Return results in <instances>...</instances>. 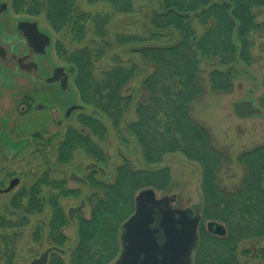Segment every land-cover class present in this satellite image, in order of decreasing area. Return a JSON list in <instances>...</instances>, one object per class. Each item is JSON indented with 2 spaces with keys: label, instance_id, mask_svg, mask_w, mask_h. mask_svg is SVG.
Instances as JSON below:
<instances>
[{
  "label": "trees",
  "instance_id": "16d2710c",
  "mask_svg": "<svg viewBox=\"0 0 264 264\" xmlns=\"http://www.w3.org/2000/svg\"><path fill=\"white\" fill-rule=\"evenodd\" d=\"M87 1L106 9L85 13L76 0H11L15 12L45 14L54 29L66 31L73 43L85 41L87 25L92 29L91 41L66 56L76 66V90L91 113L77 117L80 128L71 127L55 153L61 161L66 154L70 162L77 152L83 153L103 166L107 157L102 150L98 153V144L106 137V125L117 131L123 126L125 135L141 147L147 166L165 153L181 152L201 169L202 219L219 222L213 233L200 225L194 264H242L239 255L250 253L240 250L242 242L264 238V143L231 157V152L214 147L209 131L191 117V108L207 92L231 93L235 82L247 79L248 67L258 62L254 39L264 33V19L258 20L264 0ZM55 49L63 52L59 44ZM106 58L107 67L96 66ZM135 80V92L128 93ZM131 109L134 120L127 118ZM231 158L242 172L239 183L228 189L219 175ZM167 174L162 168L137 169L125 160L116 167L111 183L103 182L99 192L93 186L86 195L90 215L79 217L75 224L77 240L69 263L114 260L120 225L133 211L135 191L154 186L159 178L166 180ZM35 191L24 185L12 199L13 208L6 209V217L18 222L0 217V264H16L19 234L13 231L28 224ZM76 193L70 190L65 196ZM58 196H45L46 202L56 205L50 231L67 223L57 209ZM44 211L39 208L40 214ZM41 238V232L32 233L34 242ZM67 243L68 239L50 242ZM54 256L49 264H64ZM255 259L264 264L263 248L257 249Z\"/></svg>",
  "mask_w": 264,
  "mask_h": 264
},
{
  "label": "rangeland",
  "instance_id": "374dc122",
  "mask_svg": "<svg viewBox=\"0 0 264 264\" xmlns=\"http://www.w3.org/2000/svg\"><path fill=\"white\" fill-rule=\"evenodd\" d=\"M8 3L9 15L10 16H19L21 17H31L39 20L40 25L46 28L52 35L53 42L56 45L59 44L63 49L62 53H59L57 49L54 51V60L66 61V56L71 54L75 50L82 48L84 44L92 39V29L90 25L86 26V39L82 43H73L64 30L54 29L51 21L46 18V15L43 13H38L37 15L28 14L25 12H15L11 7V0H3ZM77 6L79 9L85 13H94L100 11L101 7L103 10L106 9L105 6L89 3L87 0H76ZM258 20L261 21L264 19V7L259 11ZM18 18V17H17ZM202 29H199L201 32ZM255 46L253 54L257 63L252 64L248 67V77L247 79L239 80L235 82L234 88L231 93L227 94H216L206 93L199 100L195 101L192 104L191 108V117L197 120L201 125H203L210 133L211 139L213 141L214 147L218 150H223V152H231L234 157L236 153L252 148L255 145L264 143V117L263 116H254L248 118H239L233 112L232 104L236 101L243 99H253L255 104L264 110V85L262 84V79L264 76V33L259 34L255 37ZM109 65L108 58L98 62L97 67L100 69L105 68ZM75 92L77 91L75 83L73 84ZM138 86V80L133 81L130 84L128 93L135 92ZM16 92L21 91L19 87H15ZM134 90V91H133ZM36 94V90H33ZM21 95V94H20ZM77 99L78 92L76 93ZM80 96V95H79ZM17 95H12V100H16ZM133 109V107H132ZM131 109V113L127 116L128 120H134L135 115ZM86 115L91 113V109L87 106ZM75 116H78L77 114ZM71 118L70 125L73 128H80L77 117ZM44 118L40 115L28 114L24 117H17L13 107H9L2 118V132H0V146L4 150H7L8 153L12 155L18 153L21 148L26 147L28 144V136L30 133L38 127L41 120ZM101 121H104L100 117ZM10 122H7L9 121ZM12 123V124H11ZM106 124V123H105ZM11 125V126H10ZM108 128L106 137L104 141H100L101 150L106 155V163L103 165L107 173L103 177L105 182H112L114 179V172L117 166H120L125 160L129 161L132 167L135 168H147L155 169H166L168 173L167 179L163 180L159 178L153 182L154 186H149L145 189H152L156 195V198H161L163 196L175 195L176 199L173 202V207L186 208L191 207L201 203V169L198 163L188 160L181 152L175 151L170 153H165L162 155L160 160L155 163L147 166L142 160L141 147L134 140V147L131 148L132 138H128L123 132V126L120 128V131L112 129L110 126L106 125ZM11 132L15 137L17 134L22 132L21 137L18 140L13 139ZM129 140V141H128ZM54 152L50 151V148H47L40 155L45 156V159L49 155H56ZM152 156H155L152 154ZM42 158V157H41ZM54 158V157H53ZM155 158V157H154ZM153 158V159H154ZM44 159V158H42ZM152 159V160H153ZM55 160V158H54ZM91 159L83 153H76L75 157L70 162V165L73 166H83L87 164ZM232 160V158H231ZM39 162L37 156L34 153H31V150L25 149L16 159H7L6 161L1 160L0 165L8 168L12 173H16L18 176H23V181L30 183L31 180V169L34 168L36 171V164ZM42 169H48L47 165L42 166ZM63 173L66 174L68 166L61 168ZM55 175H56V170ZM82 172V170L80 171ZM241 169L239 166H236V163L232 162L227 165L225 171H221L219 178H221V183L226 188L231 189L233 186H236L239 183V178L241 176ZM53 174V175H54ZM25 179V180H24ZM28 181V182H27ZM68 186L70 188H76L80 190L81 194L89 195V189L84 186L78 185L74 182H69ZM139 190L135 191V195ZM134 195V196H135ZM78 194L76 197H71L70 200L64 202L65 208L70 204H75L78 201ZM10 197H0V206L1 204H8ZM202 204V203H201ZM90 205V204H89ZM89 206L86 210V217L89 216ZM35 219L40 222H45L44 232L42 238L39 242H34L32 240V226ZM49 222L48 210H45L41 216L30 217L29 223L26 226L19 228L17 230V243H15L14 251L16 264H27L32 258L36 257L41 251H43L50 242L48 241V232L47 226ZM212 225H219V222L204 220L202 219L201 226L204 231L213 233ZM21 229V230H20ZM225 230V229H224ZM15 232V230L13 231ZM65 234L68 236V243L64 244L63 247L67 248L68 252L64 255L57 256L58 258L64 261V264L69 263V253L72 246L77 240V228L75 225H69L65 230ZM264 249V238L256 240L255 242H242L240 250H247L248 253L246 256L239 255L241 252L239 250V260L242 264H263L259 260L255 259L257 249ZM55 257V256H54Z\"/></svg>",
  "mask_w": 264,
  "mask_h": 264
},
{
  "label": "flooded vegetation",
  "instance_id": "af4514ba",
  "mask_svg": "<svg viewBox=\"0 0 264 264\" xmlns=\"http://www.w3.org/2000/svg\"><path fill=\"white\" fill-rule=\"evenodd\" d=\"M8 13V3L0 0V132H2L3 114L10 106L13 107L17 117L34 114L40 115L44 119L41 120L34 132L30 133V136H28L29 140L26 147L21 148L18 153L12 155L0 146V161L16 159L25 149L31 150V153H34L39 159V162L35 166L36 171L34 168L31 169L32 181L30 183L23 181V176H18L16 173H12L8 168H5V166L0 165V197H10L8 204H1L0 217L2 216L6 220L9 219L6 217V209L13 208L12 199L24 185H32L34 190L36 189L34 192L36 197L31 205V209L33 210L31 217L41 216L43 214L39 213V208L41 207L48 210L50 220L56 205L46 202L45 196L49 195V197H53L54 195L61 196L63 194L62 197H57V209L61 211L64 218L66 217V225L61 226L57 224L55 229L50 231L48 222V226L46 227L48 241L58 243L61 240L64 241L68 239L65 230L69 225H75L79 217L87 218L85 215L88 206L90 208L89 215L91 210V206L87 201V196L81 194L80 190L76 188H70L68 183L74 182L85 188L87 187L89 189V194H91L94 190L93 186L97 189V192H99L101 191L100 186L103 182H111H105L103 180L107 171L96 160H90L82 167L73 166L72 168L70 160H68L69 157H66V154L64 155L65 161H61L57 154L53 156L55 160L52 155H49L47 159H45V156L40 155L47 148H50V151L54 152L60 143L65 141L68 131L71 128V118L76 114L78 116L86 115L85 111L87 105L82 102L79 93L78 97L80 101H78L76 95L77 91L75 92L73 86L76 74L75 64L54 60L55 44L50 32L40 25L39 20L34 17H13ZM33 21L37 23L38 30L49 37L48 41L44 37L30 35L29 29L18 27L20 22ZM71 66L74 67V71H70ZM15 87L22 88V90L16 92ZM33 90H36V94ZM12 95H17L16 100H12ZM7 122H10V120ZM11 134L13 139L18 140L22 132L17 134L19 138L13 135L16 134L15 132H11ZM132 142L134 143L133 138L131 140V148H133ZM98 153H101L100 145H98ZM89 163H94L98 167H101L104 169V173H101L96 168L87 170L86 165ZM46 165L48 169L41 170V167ZM65 166H68L67 175L61 174L63 173L61 168ZM54 170L57 172L56 175L54 174ZM81 170L82 172H80ZM71 172H74L85 182L71 180ZM13 179H18V183L10 190L5 191ZM70 190L76 191V194L80 196L78 197L77 203L70 204L65 208L63 203L70 200L69 196H65V193H69ZM41 200L43 201L40 202ZM82 201L84 202V206L80 212H74L73 221H71L68 215V209L80 206ZM9 214L10 212H8V215ZM27 220H30V218ZM8 221H12L13 223L19 220L13 221L9 219ZM44 223L45 222H40L38 219H35L31 229L32 233L36 230L37 232H41L42 237L45 227ZM38 225L41 226L40 229L36 228ZM214 228L215 226L212 225V229L215 231ZM17 230L19 231V229ZM53 246L62 249L63 253L60 251H50L47 264H49L50 258L53 255L61 256L68 252L67 248L56 244H49L45 249Z\"/></svg>",
  "mask_w": 264,
  "mask_h": 264
},
{
  "label": "water",
  "instance_id": "95a60500",
  "mask_svg": "<svg viewBox=\"0 0 264 264\" xmlns=\"http://www.w3.org/2000/svg\"><path fill=\"white\" fill-rule=\"evenodd\" d=\"M18 27L29 29L30 35L49 40L47 35L38 30L35 21L20 22ZM70 71H74L73 66ZM232 109L240 118L264 117V110L257 107L252 98L234 102ZM93 168L104 173V169L94 163L86 165L87 170ZM70 179L85 182L74 172L70 173ZM17 183L18 179H13L5 191ZM174 200L175 195L156 198L152 189L141 190L134 197L132 213L121 224L120 249L116 258L109 264H193L199 244L201 208L172 207L170 204ZM83 206L82 201L80 206L68 209L71 221L74 212H80ZM216 230L221 232L219 227ZM50 251L63 253L62 249L49 247L28 264H47Z\"/></svg>",
  "mask_w": 264,
  "mask_h": 264
}]
</instances>
